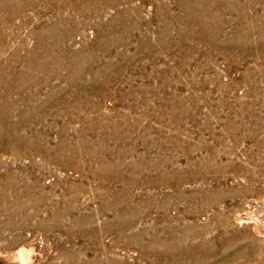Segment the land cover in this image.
Wrapping results in <instances>:
<instances>
[{"label":"rangeland","instance_id":"obj_1","mask_svg":"<svg viewBox=\"0 0 264 264\" xmlns=\"http://www.w3.org/2000/svg\"><path fill=\"white\" fill-rule=\"evenodd\" d=\"M0 264H264V0H0Z\"/></svg>","mask_w":264,"mask_h":264}]
</instances>
